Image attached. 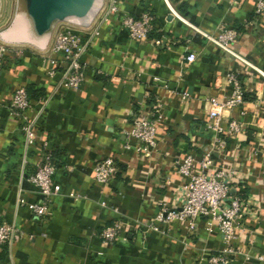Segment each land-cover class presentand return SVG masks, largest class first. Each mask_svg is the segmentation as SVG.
<instances>
[{
    "label": "crops",
    "instance_id": "obj_1",
    "mask_svg": "<svg viewBox=\"0 0 264 264\" xmlns=\"http://www.w3.org/2000/svg\"><path fill=\"white\" fill-rule=\"evenodd\" d=\"M108 1L84 35L89 39L80 57L84 81L77 89L61 84L55 53L18 46L3 53L0 223L21 233L0 245V264H207L210 254L226 246L216 229H207L201 217L189 227L155 216L162 206L180 204L185 179L177 162L187 153L198 160L208 151L215 167L242 177L231 193L247 204V212L235 228L239 253L229 264H264V12L255 14L256 0H116L114 12L107 10ZM144 11L153 15L151 31L144 40L132 39L121 19ZM221 27L237 30L231 48L243 60L205 36L217 35ZM189 53L195 59L188 63ZM229 73L238 77L243 94L228 114L243 126L216 151L205 99L231 94ZM18 87L30 94L28 114L36 118L37 141L53 150L60 185L41 219L17 204L18 198L39 197L28 180L39 144L25 150L22 120L9 106ZM157 103L154 148L123 150L124 130L134 116ZM105 157L115 159L117 172L99 183L93 167ZM114 220L153 221L158 230L126 224L118 238L105 242L100 232Z\"/></svg>",
    "mask_w": 264,
    "mask_h": 264
},
{
    "label": "built area",
    "instance_id": "obj_2",
    "mask_svg": "<svg viewBox=\"0 0 264 264\" xmlns=\"http://www.w3.org/2000/svg\"><path fill=\"white\" fill-rule=\"evenodd\" d=\"M109 12L117 10L116 0H109L107 5ZM254 12L260 15L264 12V0H256ZM178 16V15H177ZM153 15L149 11H144L139 15L125 14L121 19L122 26L126 29L130 38L144 40L152 27ZM91 25V24H90ZM88 26H82L71 22H58L48 38L42 51H49L58 55L62 65L61 84L67 88L77 89L84 81V69L80 57L86 50L89 39L84 38ZM92 34H97L94 31ZM205 36L223 51L243 60L232 48L231 45L237 40L238 32L234 28L221 27L215 36ZM156 44H161V40H155ZM0 42V73L3 70L2 56L6 47ZM185 60L189 63L195 59L193 53L186 55ZM264 76V73H262ZM227 81L232 85L230 95L221 99L215 96H208L207 123L208 130L212 132V144L216 151L225 147L227 136L237 135L241 132L243 124L228 113L242 102V88L240 80L234 73L227 75ZM187 94L182 95L186 98ZM11 113L21 118L20 125L23 133L25 150L39 144L38 159L34 163L32 173L28 180L36 187L39 194L37 200L24 201L17 199L18 205H25L36 217L43 218L49 209L52 197L60 190L59 183L54 179L55 166L52 163L53 150L47 141H37L36 118L29 116L32 110V103L24 87L14 89L10 101ZM159 104H155L148 113H138L134 116L129 129L124 130L126 140L122 143L125 151L133 150L137 153H148L155 146L156 121ZM136 142L132 144L130 140ZM26 165V159L23 160ZM177 170L184 177V183L180 188L181 201L177 208H167L162 206L155 216L158 221L178 220L194 225L195 219L201 217L205 221L206 228L216 229L226 243V246L215 253L209 255L207 264H229L232 257L238 252L233 244L235 238V228L239 219L247 212V204L231 193L232 188H236L242 181L239 173L223 166H214V159L211 152H204L200 159L192 153L185 154L177 162ZM117 172V163L113 157H105L97 161L93 167V179L96 182L104 183ZM133 230H154L158 227L152 222L114 220L104 226L100 232L101 238L105 242H111L119 237L124 226ZM14 225L0 223V245L11 241L16 234H20ZM125 239V237H122ZM263 259L262 256L258 257Z\"/></svg>",
    "mask_w": 264,
    "mask_h": 264
},
{
    "label": "water",
    "instance_id": "obj_3",
    "mask_svg": "<svg viewBox=\"0 0 264 264\" xmlns=\"http://www.w3.org/2000/svg\"><path fill=\"white\" fill-rule=\"evenodd\" d=\"M35 35L50 36L58 22L92 23L104 0H23Z\"/></svg>",
    "mask_w": 264,
    "mask_h": 264
},
{
    "label": "bare ground",
    "instance_id": "obj_4",
    "mask_svg": "<svg viewBox=\"0 0 264 264\" xmlns=\"http://www.w3.org/2000/svg\"><path fill=\"white\" fill-rule=\"evenodd\" d=\"M17 2L18 6L16 17L12 25L0 33L1 40L7 43H25L35 47L43 48L47 43L49 36H38L34 34L24 5L20 0Z\"/></svg>",
    "mask_w": 264,
    "mask_h": 264
},
{
    "label": "rangeland",
    "instance_id": "obj_5",
    "mask_svg": "<svg viewBox=\"0 0 264 264\" xmlns=\"http://www.w3.org/2000/svg\"><path fill=\"white\" fill-rule=\"evenodd\" d=\"M20 1L24 5L23 0H20ZM17 6H18L17 0H0V33L12 25V23L16 17V14H17ZM0 37H1V34H0ZM0 42H3L5 45H8V46L30 47V48L42 51L41 48L32 46L30 44L7 43V42L1 40V38H0Z\"/></svg>",
    "mask_w": 264,
    "mask_h": 264
},
{
    "label": "trees",
    "instance_id": "obj_6",
    "mask_svg": "<svg viewBox=\"0 0 264 264\" xmlns=\"http://www.w3.org/2000/svg\"><path fill=\"white\" fill-rule=\"evenodd\" d=\"M150 31H151V29H150ZM149 31V32H150ZM149 34V33H148ZM26 91H27V89H26ZM27 94H28V97L30 98V94H29V92L27 91ZM155 105V104H154ZM52 163H53V165L55 166V163H54V153H53V159H52Z\"/></svg>",
    "mask_w": 264,
    "mask_h": 264
}]
</instances>
